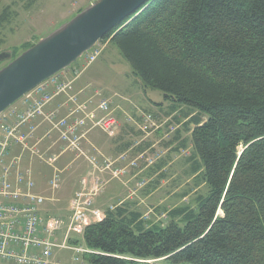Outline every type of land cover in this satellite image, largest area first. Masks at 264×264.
I'll list each match as a JSON object with an SVG mask.
<instances>
[{"label":"trees","instance_id":"16d2710c","mask_svg":"<svg viewBox=\"0 0 264 264\" xmlns=\"http://www.w3.org/2000/svg\"><path fill=\"white\" fill-rule=\"evenodd\" d=\"M99 42L172 112L195 113L193 171L207 194L165 226L123 203L106 209L75 243L86 264H264V0H149Z\"/></svg>","mask_w":264,"mask_h":264},{"label":"rangeland","instance_id":"374dc122","mask_svg":"<svg viewBox=\"0 0 264 264\" xmlns=\"http://www.w3.org/2000/svg\"><path fill=\"white\" fill-rule=\"evenodd\" d=\"M98 1L1 0L0 16L7 8L9 20L0 25V53L6 52L11 55V59L12 55L17 58ZM25 48L27 49L24 50ZM92 56L96 58L89 62ZM9 62L10 60L2 62L0 69ZM58 74V78L64 82L74 79L77 82L82 77L94 81L79 91L85 90V98L96 97V103L99 100L107 101L111 117L119 122L120 129L113 137H107L99 130L89 134L94 136V141L100 146L105 139L118 140L121 137V140L135 145L137 158L115 177L110 174L112 167L110 170L103 168V155L86 151L83 147L84 139L81 142L84 154L68 152L63 156L78 157V168L71 176L70 187H66L59 195L63 202L47 209L48 214L52 212L65 216L67 204L64 201L72 195L75 180L84 177L90 170L89 158H95L99 167L103 168V172L96 174L101 176L105 186L94 201L95 208L103 212V215L106 209L114 208L118 200L123 198L122 203L126 208L140 213L143 221L150 225L165 226L172 211L184 207L195 208L196 199L204 197L207 188L198 173L193 171L200 163L191 145L190 130L193 125L189 124V119L195 113L190 108L180 107V110L176 108L172 112L175 105L167 101L161 92L151 88L145 91L139 89L140 81L132 75L129 65L112 43L98 42L70 68ZM148 115L152 117V124L144 123V117ZM144 126H147V130L141 131L140 128ZM132 163L135 165L130 166ZM130 167L137 169V177L135 174L128 176L132 170ZM111 191H114V198L109 200V197L103 196L104 192ZM61 233L63 232L57 233L55 242H61ZM79 246L84 248L82 244ZM72 254L68 250L54 251V256L62 262H71ZM74 264H86L83 254Z\"/></svg>","mask_w":264,"mask_h":264},{"label":"built area","instance_id":"2783aa9c","mask_svg":"<svg viewBox=\"0 0 264 264\" xmlns=\"http://www.w3.org/2000/svg\"><path fill=\"white\" fill-rule=\"evenodd\" d=\"M90 57L89 62L95 60ZM59 75V74H58ZM55 75L24 95L22 108L12 105L0 115V264H60L54 259L55 250L74 253L73 262L81 254L90 251L71 246V237L82 238L89 225L104 218L96 209L94 201L105 186L104 180L96 173L110 170L112 164L103 159L100 168L95 158H89L90 170L80 179L79 189L68 204V215L44 218L42 208L45 198L35 193V182L29 169L21 168V160L27 153L41 163L54 167L59 157L67 152L81 153V142L94 130L107 137L117 134L119 122L111 117L109 103L96 97L85 98V90L75 91L72 81H61ZM59 96L64 97L61 105L65 115L47 107ZM86 99V100H81ZM152 124V117L145 116L144 123ZM44 132L39 137V130ZM147 130V126L141 127ZM54 136L55 141L47 151H42L43 139ZM50 155L48 152L52 150ZM19 147L21 154L10 159L11 150ZM96 162V163H94ZM135 163L130 164V166ZM99 167V168H98ZM120 170L112 171L117 176ZM61 178L55 171L48 181L50 190L60 189ZM64 230V231H63ZM64 233L62 243L54 238Z\"/></svg>","mask_w":264,"mask_h":264},{"label":"water","instance_id":"95a60500","mask_svg":"<svg viewBox=\"0 0 264 264\" xmlns=\"http://www.w3.org/2000/svg\"><path fill=\"white\" fill-rule=\"evenodd\" d=\"M149 0H99L17 58L0 53V115L24 95L70 68Z\"/></svg>","mask_w":264,"mask_h":264},{"label":"crops","instance_id":"0c3cea01","mask_svg":"<svg viewBox=\"0 0 264 264\" xmlns=\"http://www.w3.org/2000/svg\"><path fill=\"white\" fill-rule=\"evenodd\" d=\"M89 82L94 83V81L87 80V79H84L82 77L80 80H78L77 82L74 83L75 91H79V89L84 88ZM139 89H142L141 84H139ZM63 102H64V97L59 96L53 100V102L47 107V110H58L60 115L64 116L65 115V109L61 107ZM13 106H14L13 108H17V109L22 108L21 101L20 100L17 101L16 103L13 104ZM90 134L85 139L83 147H85L87 152L94 151L98 154L100 153L101 155H103L104 157L102 158V160L103 159L107 160L112 164L110 174H112V171H114V170H121V169L125 170L126 168H128V164L131 161L135 160V158H137V156L135 154L136 153L135 145L129 144L125 140H121V137H119L118 140L105 139L102 142V145L100 146L98 142L94 141V138H93L94 136L92 137ZM43 135H44V132H42V130L40 129L38 136L43 137ZM91 137H92V139H91ZM54 141H55L54 136H52L48 139L47 138L43 139L42 143L40 144L42 151H47L48 149H50L52 147L51 145L53 144ZM56 146L57 145H55L52 148V150L50 152H48L49 155L52 152H54L53 150L56 148ZM81 149H82V151H81L82 154H84V150L82 147H81ZM70 153L73 154V152H70ZM20 154H21L20 148L15 147L11 150L10 159H12L14 157H18ZM134 154L136 157L131 156ZM64 155L65 154H63L59 157V159L55 163L54 167L48 166L44 163H41L37 158L31 157L27 153L24 155V157L21 160V162H22L21 168L22 169H29L31 171L32 179L36 185L35 193L38 195H41L45 198V203H44V206L42 208V215L46 219L50 218V217H61V216H58L52 212H50L48 214L47 209L52 208L53 206H55L56 204H58L60 202H63L62 199H60L59 195L61 194L62 190L66 189V187H70L71 176L74 173V170H76L78 168V161H77L78 157H76V156H74V157H63ZM88 166L89 165L87 164V170L89 169ZM101 167H103V166L101 165ZM131 169L132 170H130V173L128 174V176L135 174L137 171V169H134V167H132ZM55 171L59 172L60 178H61V183H60V189L57 192L53 193L48 186V181L50 180L51 176L53 175V173ZM127 173H128V170H127ZM107 174H109V172H107ZM107 174H105V175H107ZM137 175L138 174H135L136 177H137ZM125 177H127V176H125ZM80 179L75 180V184H74V187L72 190L73 191L72 195L70 196V198H68L66 201H64L67 204V207L65 208V216L62 218H65L68 215V210H67L68 204H69L70 200L72 199V197L74 196V194L79 189ZM113 192L114 191H111L109 193L104 192L103 196L109 197L108 199L110 200V199L114 198ZM123 200H124L123 198L119 199L116 205L122 204ZM61 235H62L60 237L61 242H58V243H62V241H63L64 233H61ZM77 239L79 240L80 237H76V236L71 237L69 244L71 242L72 243V244H70L71 246L80 247L79 245L75 244L76 242H79V241H77ZM80 241H81V239H80ZM80 244H81V242H80ZM71 253H73V252H71ZM73 255H74V253L72 254V258H71L72 263L71 262H62L60 260H57V258L55 256H53V257L60 264H74V262L72 260L74 257Z\"/></svg>","mask_w":264,"mask_h":264}]
</instances>
